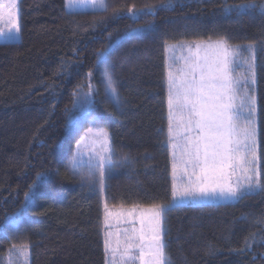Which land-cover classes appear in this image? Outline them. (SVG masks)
I'll use <instances>...</instances> for the list:
<instances>
[{"label":"trees","instance_id":"obj_1","mask_svg":"<svg viewBox=\"0 0 264 264\" xmlns=\"http://www.w3.org/2000/svg\"><path fill=\"white\" fill-rule=\"evenodd\" d=\"M250 2L256 7L243 14L225 10ZM106 3L102 10L68 12L65 0H19L21 39L0 43V264L17 245L30 246L31 264L107 262L100 194L69 169L78 133L68 122L88 82L95 88L90 116L112 138L107 202L113 207L170 202L167 43L209 38L255 43L264 177V0H174L171 10L134 20L126 15L128 7H155L161 0ZM148 23L152 28L144 31ZM106 46L119 106L105 98L100 85L96 55ZM81 125L80 130L86 126ZM38 173L48 179L34 190L18 227L8 228L5 217L17 213ZM164 224L167 264H264V190L236 202L171 207Z\"/></svg>","mask_w":264,"mask_h":264},{"label":"snow or ice","instance_id":"obj_2","mask_svg":"<svg viewBox=\"0 0 264 264\" xmlns=\"http://www.w3.org/2000/svg\"><path fill=\"white\" fill-rule=\"evenodd\" d=\"M74 0H65V6ZM94 7L106 9V0H91ZM174 0H161L155 7L137 9L130 6L126 15L130 19H138L140 15H154L157 10H171ZM256 7L254 2L234 5L226 11L235 9L243 14L244 11ZM264 14V4L260 5ZM119 15V13H114ZM10 25L8 32L0 28V37L4 42H19V13L18 0H0V23ZM152 24L143 26L149 31ZM190 55L182 57L183 66L173 71L169 67L166 77L168 84L169 126L168 140L173 156L172 201L177 198L204 197L219 195L226 199H239L243 195L264 190V177L258 163L257 129L255 126L256 97L247 89L241 93L240 80L233 76V52L226 42L215 44H196L193 49L187 46ZM251 47V46H249ZM175 52V46H173ZM109 47H105L96 55V64L103 65V78L109 98L119 105V96L111 76L110 64L107 57ZM175 62V58H174ZM92 74L90 73V76ZM254 84V70L251 73ZM247 84L248 81L245 80ZM91 93V88L89 89ZM87 95V94H86ZM247 108L244 126L239 121L243 109ZM89 133H97L100 139V151L89 155L86 162L87 178L90 185L95 183L96 170H99L101 190L105 186V179L112 174L113 153L106 130L89 128ZM78 141L77 147L83 142ZM177 153L179 156L177 157ZM126 159V157H122ZM73 172L81 171L85 162L79 155L74 154L70 161ZM179 176V181L177 180ZM44 173H38L37 179L29 186L25 199L17 213L12 218L5 217L8 228L18 227L21 216L32 207L33 192L40 182L47 180ZM171 206V205H170ZM165 206L154 204L151 206L134 205L125 211L121 206L119 211L113 212L105 204V223L109 217L118 219L131 218V230H124L123 251L120 242L117 248L111 249L108 239L105 240L106 253H118L122 264H165L164 245L162 242V214ZM138 224L137 228L135 225ZM110 235V234H109ZM246 246L251 242L246 240ZM25 249L18 250V256L24 255ZM138 253V255H137Z\"/></svg>","mask_w":264,"mask_h":264},{"label":"rangeland","instance_id":"obj_3","mask_svg":"<svg viewBox=\"0 0 264 264\" xmlns=\"http://www.w3.org/2000/svg\"><path fill=\"white\" fill-rule=\"evenodd\" d=\"M66 10L68 12L72 11H95V10H102L97 7H94L91 0H74L73 3L69 4L66 7ZM18 13H19V0H18ZM19 25H20V15H19ZM0 28L3 29V31L6 33L8 32L10 25L6 23V20L4 23H0ZM21 29V26H20ZM20 37V33H19ZM6 38L5 37H0V43H6L4 42ZM21 38H19L20 40ZM219 41H224L226 42L227 46L229 49L233 52V58H234V71H233V76L237 79L240 80V91L243 93L245 89L249 91L250 94L255 95L256 97V113L254 116L255 119V126L257 129V155H258V163L256 165H253L254 168L258 167L259 171L261 172V153L259 152L260 148V140H259V118H258V107H257V102H258V95H257V50H256V45L255 43H243V44H230L227 40L224 38L220 39H206V40H186V41H178L175 43H167L165 45V65H166V71L167 73L169 67L173 69V71H176L180 67L183 66V59L182 57H188L190 55L188 51L189 45L192 46V48H195L196 44H202V45H209V44H215ZM173 46H175V52H173ZM251 46V47H249ZM175 58V62H174ZM109 64V63H108ZM100 68L99 70V79H100V85L101 89L103 91V94L105 95V98L109 102H113L107 93L106 86H105V80L103 78V65L98 66ZM254 70V80L255 83L253 84L251 82L252 76L251 73ZM166 77V74H165ZM245 80L248 81V83H245ZM166 88H167V93H166V99H167V110H168V84H167V77H166ZM91 88V93H89V89ZM95 93V88L92 85L91 82H88L87 85L80 89L77 93L76 100H75V105L71 110L70 113V119L68 122L69 130L73 131L75 133H78L77 141L75 144V150L74 154L79 155L81 159L85 162V167L81 171L73 172L69 166L70 171L73 173L74 176H76L81 182H83L84 186H86L89 190H94L96 192H99L100 198H101V204L103 207V239H104V249H105V240L108 239L110 242L111 249L115 250L117 248V242L119 240L120 242V251H123V242H124V230L128 229L131 230L133 227V224L130 221L131 218H126V219H118L117 217H109L107 224L105 223V204L107 205V208L110 211L116 212L119 211L121 206H111L107 202V194L105 192L106 188V183H107V178L105 179V186L103 191L101 190L100 182H99V170H96V177H95V183L91 184L89 183V180L87 178V168H86V162L89 158V155L93 154L94 150L95 151H100V139L97 136V133H89L87 130L91 128L99 129L102 128L107 131L109 134L108 139L109 143L111 145L112 153H113V147H112V138L109 133V131L106 129L105 126L99 125L96 122V117L95 116H90V114L93 111V94ZM87 94V95H86ZM114 103V102H113ZM115 104V103H114ZM115 106H119L116 105ZM248 116V110L247 108L243 109V115L239 121V124L241 127L244 126L245 123V117ZM167 124L169 126V110L167 112ZM81 123H85L84 129L80 130L82 125ZM168 126H167V133H168ZM84 138L83 142L80 144V147H77L78 141H81V139ZM167 144L169 146V140L167 138ZM70 158V161L72 160V157ZM169 156H170V167H171V178H172V183H173V156H172V149L169 147ZM179 156V153H177V157ZM113 164H114V158H113ZM70 165V164H69ZM114 167H112V174L114 172ZM111 174V175H112ZM262 175V174H261ZM177 180L179 181V176H177ZM172 189V186H171ZM260 191V190H258ZM255 191V192H258ZM238 199H226L220 197L218 194L213 196V195H208L204 197H198L196 199H193L192 197H187V198H177L175 202L172 201V196L171 200L169 203L166 204H160L165 206V211L162 214V221H161V228H162V242L164 245V253H165V264H167V257H166V250H165V244H164V233H165V216L167 213V210L171 209V207L174 206H182V205H205V204H216V203H227V202H236ZM171 205V206H170ZM133 206H126L123 208L125 211L128 209H131ZM137 228L139 227L138 224L135 225ZM110 234V235H109ZM20 249H25L24 255L22 257L18 256V250ZM106 251V250H105ZM30 246L29 245H17L14 246V248L11 249L9 254L6 257V264H31L30 263ZM138 255V253H137ZM106 264H122L120 260V256L117 253L116 256H113V252L109 251L106 253ZM136 264H139L137 261Z\"/></svg>","mask_w":264,"mask_h":264}]
</instances>
